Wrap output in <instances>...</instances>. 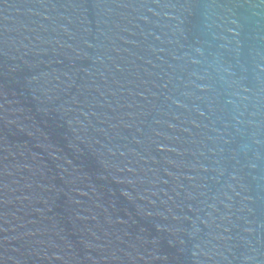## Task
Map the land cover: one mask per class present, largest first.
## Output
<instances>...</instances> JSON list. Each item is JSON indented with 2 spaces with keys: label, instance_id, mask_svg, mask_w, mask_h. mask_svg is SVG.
<instances>
[{
  "label": "water",
  "instance_id": "95a60500",
  "mask_svg": "<svg viewBox=\"0 0 264 264\" xmlns=\"http://www.w3.org/2000/svg\"><path fill=\"white\" fill-rule=\"evenodd\" d=\"M0 264H264V0H0Z\"/></svg>",
  "mask_w": 264,
  "mask_h": 264
}]
</instances>
